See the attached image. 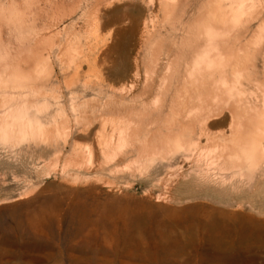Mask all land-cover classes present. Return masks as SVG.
I'll use <instances>...</instances> for the list:
<instances>
[{
    "label": "bare ground",
    "instance_id": "1",
    "mask_svg": "<svg viewBox=\"0 0 264 264\" xmlns=\"http://www.w3.org/2000/svg\"><path fill=\"white\" fill-rule=\"evenodd\" d=\"M157 1L159 25L174 26L179 20L181 27L178 52L170 56L167 51L158 78L152 105L157 107V128L122 122L110 127L109 133L106 127L112 120L106 115L112 99L124 97L133 87L114 91L108 75L98 71L97 58L83 56L75 36L66 35L61 41L65 31L58 29L65 17L60 14L61 2L57 17L52 11L56 21L39 27L36 21L49 0L0 2V145L12 150L23 144L55 147L58 158L63 157L62 174L80 165L65 154L68 146L73 155L86 153L90 167L97 146L103 164L126 147H136V171L142 173L152 163L165 165L157 194V201L168 204L157 205L156 227L161 235L169 234L184 245L208 238L224 248L264 249V196L258 190L264 185V0H202L186 20L175 13L179 8L180 15L187 13L191 0ZM49 27L55 31L49 32ZM79 85L90 91L89 99L76 100L74 89ZM98 104L105 116L96 119ZM78 130L84 132L81 139L86 147L75 142ZM186 182L200 189L177 197L175 187ZM202 188L224 191L225 197L212 199ZM34 189L17 196L27 197ZM61 198L58 193L48 195L46 206L32 218L60 215ZM149 203L143 201V206L155 209Z\"/></svg>",
    "mask_w": 264,
    "mask_h": 264
},
{
    "label": "rangeland",
    "instance_id": "2",
    "mask_svg": "<svg viewBox=\"0 0 264 264\" xmlns=\"http://www.w3.org/2000/svg\"><path fill=\"white\" fill-rule=\"evenodd\" d=\"M199 1L202 0H191L185 14L180 15L181 9H177L176 17L190 18ZM22 2L18 0L19 5ZM59 2L60 14L65 16L58 27L65 30L61 41L66 35L71 39L75 36L83 56L97 58L98 71L108 75L114 91L133 87L124 97L112 99L106 115L112 122L106 131L122 122L141 129L157 128V107L152 106L153 100L157 97L158 78L165 67L167 51L170 49V56L178 52L179 20L174 26L159 25L161 12L157 0H49L46 11L40 12L36 21L37 27L56 21ZM54 31L55 27H49V32ZM82 70H87L85 63ZM74 91L78 94L77 101L90 98V91H83L80 85ZM65 101H68V92ZM104 112L99 104L95 106L96 119L105 116ZM83 133L79 130L74 133L75 142L81 148L87 145L81 139ZM69 147L65 154L80 161V165L62 174L63 157L58 158L55 147L23 144L12 150L0 145V264H264V249L224 248L208 238H195L193 245H184L169 234L161 235L156 227L157 205L168 204L157 201V194L165 165L157 167L152 163L142 173L136 171V147H126L109 164H103L97 146L92 167L86 153L73 155ZM28 188L35 189L27 197L17 196ZM175 188L177 197H186L197 193L200 185L186 182ZM202 190L212 199L225 197L224 191ZM258 190L264 196L263 184ZM53 193L62 197L60 215L32 218L39 207L46 206L44 199ZM255 195L253 198H257ZM142 200L150 202L155 209L145 208Z\"/></svg>",
    "mask_w": 264,
    "mask_h": 264
}]
</instances>
